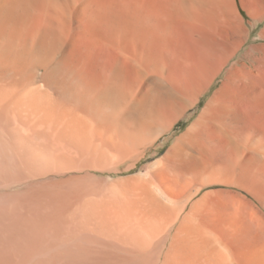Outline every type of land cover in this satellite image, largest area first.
Masks as SVG:
<instances>
[{"label":"bare ground","instance_id":"bare-ground-1","mask_svg":"<svg viewBox=\"0 0 264 264\" xmlns=\"http://www.w3.org/2000/svg\"><path fill=\"white\" fill-rule=\"evenodd\" d=\"M140 1L0 0L1 149L35 167L118 163L168 129L163 109L177 116L191 105L154 77L158 12ZM75 36L85 39L77 59ZM100 50L115 52L111 65H92ZM222 106L210 101L165 163L104 202L0 217V264H264L263 214L213 210L207 193L196 197L219 182L248 190L264 166V133L223 129Z\"/></svg>","mask_w":264,"mask_h":264},{"label":"rangeland","instance_id":"rangeland-1","mask_svg":"<svg viewBox=\"0 0 264 264\" xmlns=\"http://www.w3.org/2000/svg\"><path fill=\"white\" fill-rule=\"evenodd\" d=\"M141 1L147 10L155 6L158 12L157 35L160 42L157 48L160 59L157 60L162 71L157 76L156 73L153 75L181 101L191 102V105L177 116L173 108L163 109L159 123L168 125V129L145 148L118 163L97 164L74 157L64 165L35 167L29 163L26 154H17L7 145L0 148L1 218L15 213L26 217L33 210L45 214L63 209L70 211L87 202L99 204L113 191L148 178L167 161L168 151L176 139L197 122L205 106L215 99L225 111L222 120H216L223 129L264 133V62L258 66L259 70H245L248 67L242 64L245 57L239 53L231 54L233 49L230 45L236 41L234 30L237 21L229 8V1L187 0V6H184L186 0ZM72 40L73 59H77L85 47V39L75 36ZM120 44V48H124L120 50L122 53H134L131 40H123ZM114 57V51L100 50L91 63L105 67L113 63ZM129 79L132 80L131 76ZM222 89L227 97H217ZM263 138L264 135L261 136L264 141ZM258 168L260 171L257 169L256 179L250 182L249 187L252 188L248 190L219 182L204 186L196 197L207 193L206 205H211L208 207L213 210L236 209L247 214L254 212L251 215L257 212L264 215V166L259 165ZM59 196L61 198H57ZM31 234L28 233L34 238L35 233Z\"/></svg>","mask_w":264,"mask_h":264},{"label":"crops","instance_id":"crops-1","mask_svg":"<svg viewBox=\"0 0 264 264\" xmlns=\"http://www.w3.org/2000/svg\"><path fill=\"white\" fill-rule=\"evenodd\" d=\"M228 1L237 21L234 30L236 41L230 45L233 49L231 54L239 53L245 57L242 60V64L248 66L245 70H259L258 66L264 62V0Z\"/></svg>","mask_w":264,"mask_h":264}]
</instances>
